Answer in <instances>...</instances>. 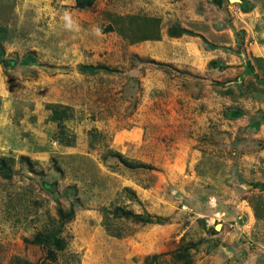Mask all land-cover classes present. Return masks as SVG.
I'll list each match as a JSON object with an SVG mask.
<instances>
[{
  "label": "rangeland",
  "instance_id": "1",
  "mask_svg": "<svg viewBox=\"0 0 264 264\" xmlns=\"http://www.w3.org/2000/svg\"><path fill=\"white\" fill-rule=\"evenodd\" d=\"M222 1L0 0V264H264V0Z\"/></svg>",
  "mask_w": 264,
  "mask_h": 264
},
{
  "label": "crops",
  "instance_id": "2",
  "mask_svg": "<svg viewBox=\"0 0 264 264\" xmlns=\"http://www.w3.org/2000/svg\"><path fill=\"white\" fill-rule=\"evenodd\" d=\"M204 25H206V24L204 23ZM207 26H209L207 28L208 29L210 28V30H208V32L207 31L206 32H201L202 31V28H203L202 27V28H200V33L202 35H205L207 33L208 39L210 38V41H213L215 43H222L223 42V38H222L223 36L220 33H218L217 31L213 30V27H215V26H213L212 24L207 25ZM182 41L185 42V43H187V38H183ZM167 43H168V41H162V42L160 41V42H158L157 47H156L155 50L158 53L159 52H162V49L164 48V45H166ZM185 47H186V52L184 54V58H182V60L180 62L174 63L177 60L176 61H173V58L174 59H177L176 58L177 55H175L174 52H170V49L168 47H167L166 53H168L167 55H169V56H167V57H169L170 59L169 60L168 59L167 60L163 59V61L169 62L172 65H175L180 70H183V69L188 70L189 69L188 67L192 64V61H193L192 60V54H194V52H196V51L194 50L193 45H190V46H186L185 45ZM255 51L256 52H255L254 57L253 58L251 57V60L252 61H251L250 71L249 72L252 73L256 77V79L259 78L261 80H264V51L261 48H258V47H256ZM142 52H143V56H144L145 55V52L144 51H142ZM166 53H164V54H166ZM207 55H208V53L202 52V53H200V56H197V58L200 57V59H199L200 62L198 63V66L196 68H199V71L200 72H202L203 70H207V66H208V57H207ZM196 68L194 70H196ZM244 72H246V71L245 70L242 71L241 75L243 74V76L245 77L246 80L247 79L250 80L248 78L249 76H247ZM208 74H210V73H208ZM210 76H212V75L210 74ZM212 77L220 80L219 79V76H217L216 74L213 75ZM217 92H218L217 90H214V93H212V94H216ZM3 94L4 95H7L8 93H3ZM212 94L209 93V89H206L205 90V95H212ZM189 96H190V93H189ZM219 96L220 97H217L216 99H209L206 96V98H204L202 100V102L209 108L208 112L203 115L204 121H207V117H209V116H213V118H216L217 117L216 115H214V113H211L210 114V108L213 107V106H216L217 108H219L217 110H220L221 107H222V103L227 100V98L225 97L226 94H225V96L223 94H221ZM185 98L187 99L186 95H185ZM251 98H253V96H251ZM188 99H191V97H189ZM263 103L264 102L260 101V98L257 97L255 100H251V103L250 104L254 108H256L257 111L263 112L261 110V108L264 106ZM201 106H202V104H201ZM212 111L215 112L216 110H212ZM222 111H221V114H222ZM222 117H223V114H222ZM215 121L217 122V121H219V119H216ZM216 122L214 124H212L211 123V120H210V122L206 126L207 127V130L208 131L215 130L214 129V126H218L219 125V122L218 123H216ZM209 126H210V129H209ZM216 130H218V129L216 128ZM127 135L129 136V140H132V134L129 135V133H128ZM124 137H125V135H124ZM257 140H260V141H263L264 142V127H260V134L258 135V139ZM197 154L198 153H192L191 155L194 156V157H197L198 156ZM261 156L264 157V148H263V150H261V152L259 154V160H258V163L260 164L259 167H262V170L261 171H263L262 172V175H259L258 178L261 179V180H264V167H263L264 166V159H260Z\"/></svg>",
  "mask_w": 264,
  "mask_h": 264
},
{
  "label": "trees",
  "instance_id": "3",
  "mask_svg": "<svg viewBox=\"0 0 264 264\" xmlns=\"http://www.w3.org/2000/svg\"><path fill=\"white\" fill-rule=\"evenodd\" d=\"M77 1H78L77 7L79 9H83V10H86V9L91 8L93 6L94 2H95V0H77ZM214 3L215 4H218L219 6H221L223 4V1L222 0H214ZM158 68L161 69V68H164V66H159ZM137 220L143 221L144 219H142V218L139 217ZM143 223H145V224H153L154 225V224H165V223H168V221L162 220V219L159 218V219H148V220H144ZM112 235L114 237L115 236L116 237H120V236L114 235L113 233H112Z\"/></svg>",
  "mask_w": 264,
  "mask_h": 264
},
{
  "label": "water",
  "instance_id": "4",
  "mask_svg": "<svg viewBox=\"0 0 264 264\" xmlns=\"http://www.w3.org/2000/svg\"><path fill=\"white\" fill-rule=\"evenodd\" d=\"M13 65H14V63H13V62H10V61H6V62L4 63V66H5L6 68H11Z\"/></svg>",
  "mask_w": 264,
  "mask_h": 264
},
{
  "label": "bare ground",
  "instance_id": "5",
  "mask_svg": "<svg viewBox=\"0 0 264 264\" xmlns=\"http://www.w3.org/2000/svg\"><path fill=\"white\" fill-rule=\"evenodd\" d=\"M232 1V0H231Z\"/></svg>",
  "mask_w": 264,
  "mask_h": 264
}]
</instances>
